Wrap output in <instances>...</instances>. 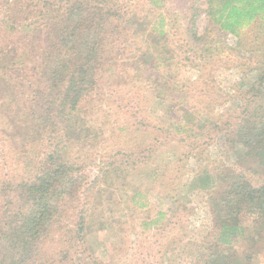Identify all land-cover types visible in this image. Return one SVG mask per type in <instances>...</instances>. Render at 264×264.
Wrapping results in <instances>:
<instances>
[{
  "label": "trees",
  "instance_id": "obj_1",
  "mask_svg": "<svg viewBox=\"0 0 264 264\" xmlns=\"http://www.w3.org/2000/svg\"><path fill=\"white\" fill-rule=\"evenodd\" d=\"M0 142V264H134L112 230L164 239L140 264H258L264 0H0Z\"/></svg>",
  "mask_w": 264,
  "mask_h": 264
},
{
  "label": "rangeland",
  "instance_id": "obj_2",
  "mask_svg": "<svg viewBox=\"0 0 264 264\" xmlns=\"http://www.w3.org/2000/svg\"><path fill=\"white\" fill-rule=\"evenodd\" d=\"M202 20H203V23L205 24L206 19L203 18ZM225 37L229 43H234L235 41H237V38L232 34H226ZM177 71H179L180 74L185 75V77L187 75H189V76L195 75V70L190 69V68L186 69L184 67L178 66ZM228 73H229V71H226V70L225 71L220 70L219 72L214 71L213 74L211 73V79L213 80L212 75H216L219 79V76L223 77L224 75L226 76V74H228ZM215 81L217 82V80H215ZM161 111H162L161 106H159V107L157 106L155 108H152V112H154L155 114H157ZM114 133H111L110 136ZM111 137H113V136H111ZM19 139H22V137ZM112 144L113 143H111L110 145H112ZM3 145H4V143L0 142V165L4 163L5 157H6V155H8L7 151H9L8 143L4 146V149H3ZM243 170H244V167H243ZM192 173H193V171L189 172L187 177L183 178L182 181H187L188 178L190 176H192ZM244 174L246 175L247 178L251 179L252 181L253 180L258 181V179H260L259 173H256L255 171L251 172L246 168H245ZM178 188L179 189L176 191V198L179 199L184 204H189V206H191V207L194 206L195 207L194 209L200 211V213H201V216H200L201 219L198 220V223L195 222V227H197V229H195V231L200 236L210 227V221H209V219H210L209 214L210 213H209V209L207 208V205H206L208 193H205L203 191H202V193L201 192L200 193L199 192L198 193H196V192L191 193L188 191L189 187L185 182H181L179 184ZM166 192H167V190H165V189H162V190L151 189V190H149V199H150L149 206L145 209L139 210L137 212V216L148 217V216L156 214L158 212V210L161 209V207L163 209L168 208L167 204H163V202H164L163 197L166 195L165 194ZM186 218H189V216H186ZM111 235H112L113 241H118V242L122 243L121 245L126 243L125 247H127V249H129L130 255L131 256L133 255V260L135 261L134 264L135 263L140 264L139 258H141V256H142V254L140 252H143L145 259L147 257H149L151 254V261L152 262L158 261L160 254H161L158 252L160 250L161 243L164 241V239H160L161 240L160 244L154 243V246L151 247V246H148L145 241L152 239V236L151 235L143 236L145 241H143L142 243H144L145 245L143 246V248L139 247V249H136L138 246V243L142 240V237L137 230H132V231L124 232V233L112 230ZM153 240H157V238H155V239L153 238ZM168 243H169V245L171 244L170 241H168ZM235 248L238 251L241 258L246 256V255H251L252 251L249 248V246L238 244V245H235ZM136 250H138L137 254L135 252ZM134 253L136 255H134ZM257 255L259 256V259H257L258 264H264V255L260 254V253L259 254L257 253ZM161 257H162V254H161ZM254 257H255V255H254ZM162 259L165 260L164 258H162ZM188 259H189L188 257H185L184 254L181 253V259L178 260V263L184 264V262H186Z\"/></svg>",
  "mask_w": 264,
  "mask_h": 264
}]
</instances>
